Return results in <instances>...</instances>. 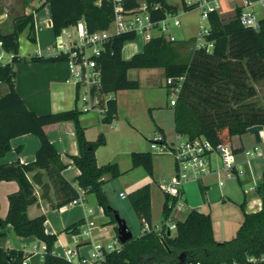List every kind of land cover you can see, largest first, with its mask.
Instances as JSON below:
<instances>
[{"label":"trees","instance_id":"trees-1","mask_svg":"<svg viewBox=\"0 0 264 264\" xmlns=\"http://www.w3.org/2000/svg\"><path fill=\"white\" fill-rule=\"evenodd\" d=\"M44 0L51 13L52 29L58 37L64 29L76 26L84 20L90 32L108 29L113 17L114 6L102 0ZM182 1L185 11L197 7L188 6ZM145 3L151 18L161 22L168 15L177 13L178 8L166 0H125L126 10L135 11ZM40 8L36 9L38 11ZM242 11L238 10L234 20L223 23L217 11L208 17L209 34L205 43H212L210 51L195 50L191 59L183 61L178 45L163 36L146 42L141 53L124 60L122 51L126 43L135 41V33H123L112 37L104 44V52L97 58L100 71L98 102L102 111V123L112 124L118 118L119 107L116 97L119 92L135 91L140 88L137 80L128 78L131 69L162 68L166 78L185 77L182 91L174 107V124L177 134L195 139L204 136L214 145L231 142L233 137H242L253 126L264 127V110L248 102L256 95L254 84L264 81V18L259 20V28L243 26L239 20ZM28 30L27 38L36 43L34 13L23 14L14 19V30L3 35L4 50L12 55L10 61L0 66V83L9 86V92L0 97V159L11 151V140L26 134H33L40 140V148L32 163H12L0 165V182L16 181L19 190L9 196L7 216L0 219V227L11 225L19 237H35L46 245L43 264H72L54 253L58 235L46 231V215L29 218L27 209L35 205V184L43 189V197L48 195L50 185L44 183V174L56 188L58 202L53 209L69 205L79 197V189L94 194L104 214L115 220L114 210L103 190L107 178L117 179L123 172L117 162L99 166L96 151L106 144L103 133L96 141H88L85 129L80 122L81 111L71 110L38 115L29 110L15 89V63L19 56V37ZM68 56L31 58L32 62H66ZM79 86L76 88L78 95ZM59 123H72L78 146V153L70 156L72 164L80 174L75 185L63 176L68 167L51 142L45 127ZM160 132L162 130L158 128ZM235 150V149H234ZM132 168L143 167L154 175V155L150 152H132ZM37 171L31 181L28 174ZM44 171V173H42ZM257 193L262 199L261 210L246 213L244 205L243 221L234 238L219 242L215 238L210 214L192 210L187 217L176 222V230L168 234L164 227L161 233H143L123 244L120 251L106 256L104 264H220L222 262L244 261L247 256L264 253V174ZM131 204L142 225H152L151 186L145 184L129 194ZM176 201L173 202V205ZM170 197L163 205V223L171 215ZM81 221L66 229L70 234L79 233ZM117 232V227H116ZM5 233L0 232V238ZM118 237V233H117ZM22 250L6 251L0 247V264H23Z\"/></svg>","mask_w":264,"mask_h":264},{"label":"crops","instance_id":"crops-1","mask_svg":"<svg viewBox=\"0 0 264 264\" xmlns=\"http://www.w3.org/2000/svg\"><path fill=\"white\" fill-rule=\"evenodd\" d=\"M39 3H42L40 7L44 4V0H38ZM168 4L173 5L178 8L177 13L172 16H177L180 21L179 25H175L173 18H170L169 21V31H167L168 39L170 37L174 38L173 43L178 45V48L181 53L183 61L190 60L194 51L195 44L198 38L201 27H204L205 21L201 19V13L199 9L194 8L189 11L182 9V1L173 2L171 0H166ZM190 1L191 3H188ZM198 0H186L188 6L197 3ZM216 1L219 5L217 13L219 14L223 23H229L234 20L238 10L243 11L246 5H251L254 9V12L258 18L261 20L264 18V0H213ZM37 0H0V32L3 35L10 34L14 30V19L23 14H30L32 9H38L39 6H35ZM43 12L34 13L35 17V28H36V43L35 49L29 54H25L19 51V56L21 59H25L18 63L14 68L16 71V77L14 80V85L16 91L19 93L23 101L25 102L27 108L38 115H46L50 113H57L62 111H67L74 109L75 107L80 110L79 96L77 95L76 88L77 85L73 83H68L69 78V66L67 62H32L31 58L38 56V52L45 53L48 49L55 46L56 37L52 29L51 22V13L48 5H44ZM32 8V9H31ZM26 37L28 35V30L24 32ZM52 36L54 40L52 42ZM50 39V41H48ZM50 43L52 45L50 46ZM145 41L142 38L141 41L137 42L131 41L125 44L122 56L124 60L131 59L134 55L141 53L145 45ZM47 47V48H46ZM6 52V51H5ZM1 54V53H0ZM0 66L4 64L1 62ZM10 61V60H9ZM132 70V69H131ZM128 71V78L130 71ZM143 71L151 70H161L165 75V71L162 68H152V69H141ZM140 70V71H141ZM141 87V86H140ZM89 92L90 95V105L91 108L87 112L81 111L80 122L82 127L85 129V136L88 141H96L101 133L106 137V144L102 147H99L96 151L97 163L99 166L106 165L110 162H118L116 159L110 160L111 157L106 156L103 149L109 148L111 145V137L108 126L113 128L114 124H103L102 123V113L100 107L98 106V87L90 86L88 88H83V90ZM140 89V88H139ZM138 89V90H139ZM135 90V91H138ZM9 92V86L5 83H0V97L6 95ZM131 94L130 91L119 92L117 95H110L109 98H115L118 102L119 111L121 109L122 100ZM154 107V106H153ZM162 132L166 141L168 140V135L165 129L158 124H156ZM175 128V125H174ZM45 131L48 134L51 142L55 145L57 150L61 155V160L68 167L63 171V176L67 181L75 185V180L80 174L79 169L72 164L70 156H74L78 153V146L74 134L73 124L72 123H59L54 125H49L45 127ZM247 134V133H246ZM252 136V135H251ZM261 144L264 146V128L261 131ZM236 152V159L239 163L243 164L246 169V175L242 179L232 180L228 179L221 186L219 184V177L216 174H213L209 177H206L202 180L189 181L186 183L185 187H190L191 184L199 182L201 185V191L206 193V197L195 201L190 204L191 200H185L184 190H183V208L177 210L175 213L176 221H179L176 218V215L179 212L189 208V212L192 210L199 211L201 213L210 214L211 212L207 211L212 205H216L221 200L223 202H232L237 206L244 205V210L246 213H256L261 210L262 199L257 193V188L263 180L264 174V152L257 157H254L250 160L249 164H246V158L243 154L244 150L252 149L257 144L255 138L252 136L251 139H246L245 135L242 137H233L231 142H228ZM117 146V143H115ZM40 148V140L37 136L33 134H26L11 140V151H9L5 156L0 159V165L20 163V164H29L32 163L36 158V153ZM260 149V148H259ZM261 150V149H260ZM112 154H114V151ZM264 151V147H263ZM109 152V151H108ZM110 153V152H109ZM132 152H130L131 154ZM105 159H109L105 162ZM220 166L219 160L214 158V167L217 168ZM120 168V166H119ZM129 169V168H128ZM173 175L169 180L164 178L158 183L159 188L163 191L162 186L168 184L175 175V165L173 161L172 166ZM37 171H33L28 174V177L33 181V177ZM44 173V171H42ZM154 175H155V164H154ZM153 175V176H154ZM44 183L50 185L48 195L43 197V189L41 186L35 184V195L38 198V202L35 205L29 206L27 209V215L29 218L33 219L41 215H46V231L49 234L58 235V240L55 247V252L60 256L63 255V247L67 248V238L72 236V234L66 232V229L75 225L81 221L90 220L89 215L95 211V208L100 209V213H104L103 209L98 205L96 196L94 194L85 193V204L76 205L68 208L64 206L60 209H53L52 205L58 202V196L55 186L44 174ZM107 182V178H105ZM134 179H130L129 191L130 193L137 190L138 188L144 186L145 184H139V182ZM237 183L240 186V189L243 192V195H239L238 192H235L229 184ZM150 184V183H147ZM151 186V184H150ZM252 187V189L250 188ZM204 189V190H203ZM218 191V193H214ZM19 190V184L16 181H1L0 182V219H4L7 216L9 209V196ZM85 192V191H84ZM164 192V191H163ZM129 193V194H130ZM121 194V193H120ZM215 194V195H214ZM126 195V194H125ZM167 194L164 192V197L166 198ZM121 197V196H120ZM122 198V197H121ZM165 198L162 201V212ZM151 203H152V225L154 226L153 217H154V206L155 198L154 193L151 187ZM191 205V206H190ZM192 208H190V207ZM242 209V208H241ZM59 211L60 218L58 222L54 220L55 212ZM188 212V213H189ZM243 212V210H242ZM97 217H99L97 215ZM213 221V220H212ZM214 227V224H213ZM95 224V233H100L101 228H97ZM0 232L5 233V237L0 238V247L4 250H22L25 255V261L27 258L26 249L24 245L28 242L35 239V237H19L15 234L13 227L7 225L5 228L0 227ZM117 233V232H116ZM215 238L219 242L226 241L224 239L228 238H219L218 235L224 233L223 229L217 227L214 228ZM218 234V235H217ZM231 235V234H230ZM233 235V234H232ZM231 237V236H230ZM85 241H89L87 239ZM74 242V241H73ZM92 242V241H91ZM79 246L85 244L81 239V243L76 244ZM44 243L42 242V248ZM36 246H33L35 248ZM77 249V247H75ZM74 248V249H75ZM37 250V248H36ZM60 250L62 252H60ZM38 251V250H37ZM43 254V253H42ZM40 255L39 261L36 264H43L44 255ZM28 264V263H27Z\"/></svg>","mask_w":264,"mask_h":264},{"label":"built area","instance_id":"built-area-1","mask_svg":"<svg viewBox=\"0 0 264 264\" xmlns=\"http://www.w3.org/2000/svg\"><path fill=\"white\" fill-rule=\"evenodd\" d=\"M102 0H99L100 3ZM114 6V17L108 29L90 32L84 20L78 22L74 34L70 33L67 28L56 37L55 46L48 49L45 53L38 52L40 57H58L61 55L68 56L67 64L69 66L68 83H73L79 86L78 96L80 103V110L87 112L90 110V95L89 92L83 88L90 86H99L100 71L97 69V58L101 57L104 52V44L112 37L123 33H135L141 36L145 42L159 36L166 39L167 31H169L170 18L174 19L175 25H179L180 21L177 16L168 15L167 18L161 22L152 20L150 12L147 10L145 3L135 11L125 9V0H107ZM188 3H191L188 1ZM197 9L201 13L202 21L208 22L210 12L217 11L219 5L213 0H198ZM264 4V3H263ZM239 20L243 26L258 29L259 20L251 5H246L242 11ZM209 34V27H201L198 38L195 44V50L207 49L210 51L213 47L212 43H205L204 37ZM64 37V38H63ZM174 41L173 37L168 39ZM0 59H4L7 53L4 50V43L0 39ZM10 55V59L12 55ZM185 77L166 78L165 87L168 95H170L169 105L175 107L182 91ZM99 106V104H98ZM101 111V110H100ZM102 113V111H101ZM150 148L158 154H170L174 159L175 175L173 179L162 186L163 191L170 199L171 215L159 227H153L147 222H143V233L157 232L161 233L164 227L167 232L171 233L176 230L175 213L177 210L183 208V187L189 181L202 180L213 174L219 177V184L222 186L228 179L238 180L246 175V169L243 164L236 159V152L234 148L228 143L214 145L209 139L204 136L190 139L182 134L175 135L173 141H166L165 137L158 133L156 138L150 141ZM243 154L246 158V164L254 157L262 154L261 150L256 146L253 149L244 150ZM220 162V166L214 167V158ZM252 189V187H250ZM84 190L79 189V197L73 200L68 206L84 205L85 198ZM120 196L125 198L126 195L121 193ZM175 204L173 205V202ZM95 229V222L93 220H85L79 226V233L72 234V239L76 244L81 243L83 237L90 238ZM57 243V242H56ZM56 247V244H55ZM123 244L118 237L108 246L104 247L101 244H93L92 251L88 256L79 255L78 249L70 251L63 247V257L72 264H104L106 256L110 253L120 251ZM43 250L45 252L46 245ZM54 253L55 252L54 249ZM32 254H40L36 247ZM44 255V253H43ZM59 255V254H57ZM60 256V255H59ZM23 264H27L24 261ZM185 264H201L200 262H187ZM220 264H264V253L259 256H247L242 262H222Z\"/></svg>","mask_w":264,"mask_h":264},{"label":"rangeland","instance_id":"rangeland-1","mask_svg":"<svg viewBox=\"0 0 264 264\" xmlns=\"http://www.w3.org/2000/svg\"><path fill=\"white\" fill-rule=\"evenodd\" d=\"M171 1L180 2V0ZM41 4L42 3H39L37 0L35 6L40 7ZM43 11L44 7L40 8L38 11L32 9L31 13ZM204 27H209L207 21H205ZM69 31L74 34L76 29L71 27ZM141 39V36H137L136 41L139 42ZM53 40L54 37L52 36V42ZM48 41H50V39H48ZM19 43L21 52L25 54L33 52V49L36 48L34 45L35 43L28 40L25 33L20 35ZM51 45L52 43H50V46ZM9 60L10 55L6 53L1 62L5 65ZM22 61H25V59L19 60L14 66ZM140 70L141 69H132L129 73V76L131 77L130 79L137 80L141 87L138 91H130L131 94L122 100L118 118L112 123L114 124L113 128L110 126L107 127L112 139L111 145L109 148L103 149L106 156H111L109 158L110 160H114L117 157L120 170L123 172L122 176L119 178L107 180L103 185V190L108 198L110 206L116 210L119 216L127 223L129 230L133 234V238H138L143 234V225L131 204L128 182L130 179H134L139 182V184H151L155 198L153 224L156 227L161 226L163 222L161 205L163 198L165 197L164 192L159 188L158 183L163 178L165 180L171 178L173 175L172 166L174 159L170 154H158L152 151L150 148V141L154 140L158 133H161L156 124L165 129L168 135V140L173 141L176 135L174 128V108L169 105L171 98L165 87V75L161 70H152V72H149L151 70ZM254 88L256 90V95L249 99L248 102L256 108L264 110V81L254 84ZM245 137L246 139H251L252 136L247 133L245 134ZM115 143H117V146H115ZM255 146L260 148L262 153L264 152V146L261 143L255 144ZM111 150L114 151V154H112ZM130 152L152 153L154 155L155 175L151 177L143 167L132 168ZM109 159H105V162ZM185 185L183 187L185 200H191L190 204L206 197V193L201 191V185L199 182L191 184L190 187H185ZM229 186L235 192H238L239 195H243L239 184L230 183ZM120 193L126 194V197L121 198ZM214 193H218V191H215L214 189ZM83 197L85 198L86 195H83ZM218 202L219 203L212 205L206 210L212 214L214 228L216 229L219 227V229L221 228L224 230V233L221 234L222 236L217 234L218 237L228 238L224 239L228 241L235 237L236 232L243 221V212L240 206H237L232 202H223L221 200ZM70 207L72 206H68V208ZM95 209L96 210L93 211L89 217L90 220L95 222L97 228L102 229L100 233H95L93 230L90 238H82L85 244L79 246H75L72 236L67 238V248H69L70 251H73L74 248L77 247L79 255L81 256H88L92 251L93 244H101L106 247L117 238V224L115 220L113 221L111 217L106 216L104 213L101 214L99 208ZM188 212L189 208L183 210V212H179L176 215V218L183 221L187 217ZM55 213L54 220L58 222L60 213L59 211ZM97 215L99 217H97ZM87 239H90V242L85 241ZM33 246H36L40 254H32L34 251ZM23 248L26 249L27 252L26 262L28 264H36L39 259H41L40 255L44 253L42 242L36 238L25 244ZM60 252L62 251L60 250Z\"/></svg>","mask_w":264,"mask_h":264},{"label":"water","instance_id":"water-1","mask_svg":"<svg viewBox=\"0 0 264 264\" xmlns=\"http://www.w3.org/2000/svg\"><path fill=\"white\" fill-rule=\"evenodd\" d=\"M263 126L257 125L253 126L248 129V133L252 135L255 138V142L257 144H260L262 142L261 139V131L263 130ZM115 222L117 224V233H118V239L122 244H125L133 239V234L129 230L127 223L125 220H123L119 214H115ZM168 234H171L170 231H168Z\"/></svg>","mask_w":264,"mask_h":264}]
</instances>
